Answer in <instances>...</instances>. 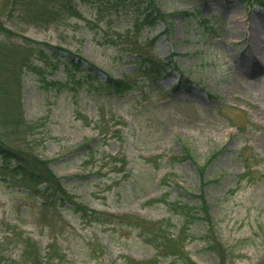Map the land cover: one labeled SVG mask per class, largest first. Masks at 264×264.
<instances>
[{
	"label": "rangeland",
	"instance_id": "obj_1",
	"mask_svg": "<svg viewBox=\"0 0 264 264\" xmlns=\"http://www.w3.org/2000/svg\"><path fill=\"white\" fill-rule=\"evenodd\" d=\"M105 3L77 0L80 16L15 26L134 86L109 94L94 83H65L61 71L45 72L43 80L37 71H21L22 113L38 124L22 138L53 159L50 167L73 203H44L0 158L3 264L18 260L26 236L53 264H147L155 250L139 226L160 220L172 223L169 233L188 235L182 251L196 264H218L222 253L227 264L263 263L264 0H158L167 15L152 26L135 25L131 14ZM7 13L0 0V22L11 25ZM199 17L208 19V28L198 25ZM144 46L171 56L184 84L173 90L178 71L157 83L135 72ZM96 76L103 78L100 71ZM4 130L0 125L5 140ZM11 137L8 144L20 143L17 134ZM199 179L208 210L194 213L198 221L189 224L172 204L195 210ZM13 227L22 231L19 240ZM207 236L214 250L206 247ZM172 260L180 264L175 256L158 258L159 264Z\"/></svg>",
	"mask_w": 264,
	"mask_h": 264
},
{
	"label": "trees",
	"instance_id": "obj_2",
	"mask_svg": "<svg viewBox=\"0 0 264 264\" xmlns=\"http://www.w3.org/2000/svg\"><path fill=\"white\" fill-rule=\"evenodd\" d=\"M239 1L254 4L260 0ZM157 2L158 0H106L105 5L116 11L122 10L131 14L135 25L152 26L156 20H165L167 15L159 8ZM6 8L8 12L7 21L11 25L0 22V125L5 130H9L7 132L9 136L5 140L0 138L2 166L8 174L13 176V179L20 182L21 186L27 188L31 194L44 198V203L71 205V202L73 203L71 196L67 194L59 177L50 167L49 163L53 159L49 160L37 155L31 148L33 145L30 144V147L28 142L22 138L36 128L38 124L25 120L22 113L20 102L21 71H37L42 80L45 72L61 71L65 83L86 84L88 87L94 83L95 88L105 89L109 94L117 95L133 88L134 81L123 77H114L99 69L95 63L89 61L84 55L60 45L51 44L48 41L36 40L22 35L15 27L19 22L45 26L61 19L63 16H80L77 0H1V10ZM192 14L197 15L199 13L192 12ZM198 25L208 28L209 21L205 17H199ZM134 62L136 66L134 71L152 83L159 82L160 79L169 75L172 71H178L177 82L173 86V90L178 89L186 80L171 56L161 58L147 46H144L143 51L135 55ZM91 71L93 72L92 75L90 74ZM97 71L102 72V80L96 76ZM185 88H188V86H185ZM13 134L18 135V142H20L14 144L15 146L7 143V140L12 138L11 135ZM204 184L205 181L199 179L198 187L200 191L193 196L195 201L198 199V205L192 212L189 209H182L183 205L177 207L172 204L174 210L185 215V220L189 224L198 221L197 215L194 213L200 212V215L203 216L208 210L201 191ZM158 200L166 204L170 202L165 197ZM74 206L76 212H80L82 215L85 214L86 211L81 206L76 203ZM88 216L97 218L98 212L90 210ZM171 225L172 223L169 220H160L156 223V226L140 223L139 234L144 242L155 250L152 258L145 263L159 264L158 258L160 256H175L178 257L180 264H196L186 258L182 251V239L188 235H181L182 230L175 235L169 233L168 228ZM12 231L15 237L18 238L17 240L23 236L22 231L17 227H13ZM22 242L19 258L18 260L12 259L11 264H53L48 256L46 258L42 257L35 240L30 236H26L22 239ZM206 243L207 248L214 250V241L209 239L208 236L206 237ZM3 249L0 245V264H3L5 259L8 258ZM224 256L226 255L222 253L218 264H227ZM168 264L175 263L172 260ZM255 264H264V262L259 261Z\"/></svg>",
	"mask_w": 264,
	"mask_h": 264
}]
</instances>
